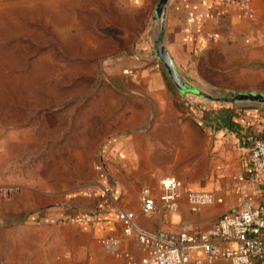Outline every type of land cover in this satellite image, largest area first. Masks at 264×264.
Here are the masks:
<instances>
[{
	"label": "rangeland",
	"instance_id": "374dc122",
	"mask_svg": "<svg viewBox=\"0 0 264 264\" xmlns=\"http://www.w3.org/2000/svg\"><path fill=\"white\" fill-rule=\"evenodd\" d=\"M157 3L0 0V264L90 261L79 247L86 241L80 231L87 221H75L73 214L96 210L103 142L128 130L140 111L150 107L142 89L129 80L133 71L119 70L115 63L142 44L149 46L155 58ZM243 54L207 48L178 72L211 99L227 98L230 92L264 93V69L251 61L248 52ZM156 63L168 76L157 59L155 67ZM183 99L179 93L176 105L183 115L194 118ZM197 100L208 106L204 114L209 119L214 111L223 113L234 106ZM250 103L264 111V103ZM89 199L92 202L87 204ZM52 205L62 212L52 237L55 257L48 260L46 252L31 249L29 256L37 258L18 255L23 233L25 241L26 237L31 241L46 237L26 225H32L34 213H44ZM211 208L203 206L200 212ZM67 215L73 217L67 219ZM113 239L118 240L114 245L120 251L128 240L139 248L121 228L115 237L90 238V242L108 248Z\"/></svg>",
	"mask_w": 264,
	"mask_h": 264
},
{
	"label": "crops",
	"instance_id": "0c3cea01",
	"mask_svg": "<svg viewBox=\"0 0 264 264\" xmlns=\"http://www.w3.org/2000/svg\"><path fill=\"white\" fill-rule=\"evenodd\" d=\"M250 5L251 12L245 14L240 7L225 0H169L162 38L177 69L186 68L198 52L207 48L238 51L244 53L243 57L248 52L251 61L264 69V0H250ZM254 40L259 43H249ZM155 62L149 46L142 44L115 63L119 70L133 71L129 80L142 89L150 100V107L143 113L140 111L137 122H132L128 130L112 135L102 144L97 167L102 184L98 185L94 196L97 211L90 222L83 223L80 231V238L86 241L79 247L90 257L88 264H122L125 254L136 259L142 255L137 240L139 248L128 240L121 251L113 242L108 248L96 246L93 240L90 242V238L116 236L121 228L119 211L138 213L136 227L141 231L178 230L194 225L207 227L219 215L235 207L239 200L235 177L248 174L247 137L264 125L262 106L242 104L225 108L223 113L216 110L212 119L206 113L201 119L188 118L176 105L179 92L162 69L155 67ZM167 175L178 178L184 188L208 191L222 200L203 205L212 208L202 213L203 206L192 211L182 196L175 212L140 213L141 188L149 186L157 192L159 178ZM252 187L253 194L262 198L263 192ZM90 202L92 199L87 204ZM55 206L47 207L44 213H34L32 225L26 226L46 237L42 240L34 237L32 241L26 237L25 241L23 233L18 255L29 256L31 249L32 253L46 252L45 259L55 257L51 255L52 237L57 220L62 219V212H57ZM67 216L68 219L70 215ZM24 224L25 221L23 228ZM20 233L18 231V239ZM210 264L229 263L217 260Z\"/></svg>",
	"mask_w": 264,
	"mask_h": 264
},
{
	"label": "built area",
	"instance_id": "2783aa9c",
	"mask_svg": "<svg viewBox=\"0 0 264 264\" xmlns=\"http://www.w3.org/2000/svg\"><path fill=\"white\" fill-rule=\"evenodd\" d=\"M225 2L237 5L245 14L251 12L250 0ZM182 96L194 118L201 119L208 110L206 103L189 93ZM247 141L248 174H238L235 177L238 203L233 209L219 215L209 226H182L176 231H141L136 227L138 213L132 210L119 211L122 234L137 240L143 251L137 259L125 254L122 264H210L217 260H224L229 264H264V125L257 133L248 135ZM252 186L263 192L262 198L253 194ZM182 196L192 211L222 200L208 191L184 188L178 178L167 175L159 178L157 192L149 186L141 188L140 213L175 212ZM96 211L97 209L88 214H75L74 220L90 222ZM112 242L117 243L118 240L113 239Z\"/></svg>",
	"mask_w": 264,
	"mask_h": 264
},
{
	"label": "water",
	"instance_id": "95a60500",
	"mask_svg": "<svg viewBox=\"0 0 264 264\" xmlns=\"http://www.w3.org/2000/svg\"><path fill=\"white\" fill-rule=\"evenodd\" d=\"M169 0H158L155 15L159 18V24L155 29V38H154V55L158 62H160L164 69L168 74V78L176 87L177 91L180 94H192L197 97L204 98L205 100H210L213 102L223 101L224 103H233L234 106L249 104L250 102H262L264 103V93H253V92H239V93H228L229 97L221 98L218 96L217 98L211 99L212 97L202 93L196 87L190 85L178 72L176 64L172 59L170 53L168 52L162 38L164 26H165V18L167 5ZM211 97V98H210Z\"/></svg>",
	"mask_w": 264,
	"mask_h": 264
},
{
	"label": "trees",
	"instance_id": "16d2710c",
	"mask_svg": "<svg viewBox=\"0 0 264 264\" xmlns=\"http://www.w3.org/2000/svg\"><path fill=\"white\" fill-rule=\"evenodd\" d=\"M214 112H215V111H214ZM75 214H77V213H75ZM75 214H73V215H75ZM30 219H31V221H32V220H34V219H35V217H32V216H31V218H30ZM35 221H36V220H35ZM37 221L39 222V220H37Z\"/></svg>",
	"mask_w": 264,
	"mask_h": 264
}]
</instances>
